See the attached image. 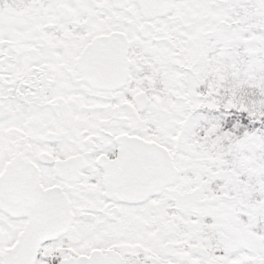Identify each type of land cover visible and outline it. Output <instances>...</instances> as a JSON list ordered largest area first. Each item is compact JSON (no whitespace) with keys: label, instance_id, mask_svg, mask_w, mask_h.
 <instances>
[{"label":"snow or ice","instance_id":"6c2138e0","mask_svg":"<svg viewBox=\"0 0 264 264\" xmlns=\"http://www.w3.org/2000/svg\"><path fill=\"white\" fill-rule=\"evenodd\" d=\"M0 264H264V0H0Z\"/></svg>","mask_w":264,"mask_h":264}]
</instances>
